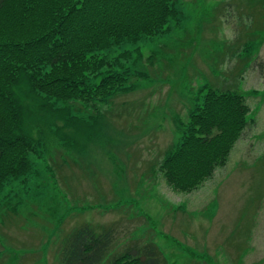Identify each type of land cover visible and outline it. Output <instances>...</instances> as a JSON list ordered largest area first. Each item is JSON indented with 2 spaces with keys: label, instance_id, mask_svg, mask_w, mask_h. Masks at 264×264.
Wrapping results in <instances>:
<instances>
[{
  "label": "rangeland",
  "instance_id": "374dc122",
  "mask_svg": "<svg viewBox=\"0 0 264 264\" xmlns=\"http://www.w3.org/2000/svg\"><path fill=\"white\" fill-rule=\"evenodd\" d=\"M176 7L164 33L140 42L137 89L107 105L34 108L40 154L0 192V264H60V242L85 223L114 227L118 251L153 241L167 264H264V0ZM204 86L246 92L249 123L213 177L183 192L158 162ZM69 113L78 127L65 126Z\"/></svg>",
  "mask_w": 264,
  "mask_h": 264
},
{
  "label": "trees",
  "instance_id": "16d2710c",
  "mask_svg": "<svg viewBox=\"0 0 264 264\" xmlns=\"http://www.w3.org/2000/svg\"><path fill=\"white\" fill-rule=\"evenodd\" d=\"M178 1L0 0V192L26 179L31 155L40 154L28 125L34 108L57 112L61 101L93 98L107 105L137 89L133 78L147 75L132 61L143 58L140 42L165 32ZM125 43L136 46L114 53ZM200 91L158 162L167 183L183 192L213 177L249 123L246 92ZM62 117L78 127L70 113ZM131 241L118 251L114 227L98 232L85 223L60 242V264H167L157 243Z\"/></svg>",
  "mask_w": 264,
  "mask_h": 264
}]
</instances>
